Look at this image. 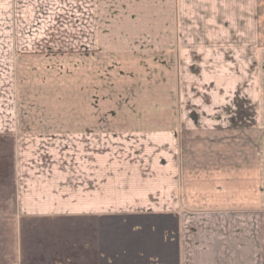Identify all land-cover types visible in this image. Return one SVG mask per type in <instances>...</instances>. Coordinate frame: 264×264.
<instances>
[{"label":"crops","instance_id":"0c3cea01","mask_svg":"<svg viewBox=\"0 0 264 264\" xmlns=\"http://www.w3.org/2000/svg\"><path fill=\"white\" fill-rule=\"evenodd\" d=\"M55 3L70 50L0 71V264H264V0Z\"/></svg>","mask_w":264,"mask_h":264},{"label":"rangeland","instance_id":"374dc122","mask_svg":"<svg viewBox=\"0 0 264 264\" xmlns=\"http://www.w3.org/2000/svg\"><path fill=\"white\" fill-rule=\"evenodd\" d=\"M48 1L0 0V55L8 54L4 57L7 61L0 63V71L11 64V58L16 68L30 71V76L37 78L41 67L50 62L40 55L66 54L70 50V26L66 28L63 15L56 13L60 11L57 0H50L49 9H45ZM142 23L147 21L142 19ZM26 55L31 58L23 60L21 56ZM18 83L24 82L19 79Z\"/></svg>","mask_w":264,"mask_h":264}]
</instances>
